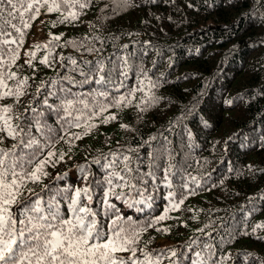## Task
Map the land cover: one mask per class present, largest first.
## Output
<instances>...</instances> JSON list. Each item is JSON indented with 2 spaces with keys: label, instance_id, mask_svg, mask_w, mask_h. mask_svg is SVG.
I'll use <instances>...</instances> for the list:
<instances>
[{
  "label": "trees",
  "instance_id": "16d2710c",
  "mask_svg": "<svg viewBox=\"0 0 264 264\" xmlns=\"http://www.w3.org/2000/svg\"><path fill=\"white\" fill-rule=\"evenodd\" d=\"M84 12L75 23L57 22L53 27L61 13L42 7L40 16L24 29L21 58L9 68L17 78L8 84L14 89L27 77L26 94L18 103L14 98L0 101V107L12 106L11 123L27 132L31 121L30 135L43 143L35 120L57 130L62 123L43 101L58 105L63 94L48 93L61 85L77 95L88 91V85L81 88L61 79H82L70 63L61 67V55L78 62L102 57L106 68L111 67L109 57L115 63L128 56L132 67L126 87L114 94H126L128 86L137 84L143 90L129 97L131 103L98 116L92 121L97 127L72 140L71 147L67 140L57 143L52 151L57 158L65 153L64 160L46 167L49 176L43 183L75 185L85 174L80 166L87 169L90 181L101 178L111 171L101 168L112 159L111 153L130 156L133 166L139 155L147 171L153 153L161 166L156 180L149 181L150 190L159 186L158 193L153 191V207L114 202L132 221L143 224L163 213L169 191L178 194L177 200L181 194L186 199L168 219L142 233L139 248L160 264H200L196 252L207 264H262L264 227L256 226L264 225V0H131L130 6L119 8L112 0H95ZM53 35L61 38L52 41L49 67L40 63L49 49L34 46L51 41ZM69 40L77 47L67 44ZM87 48L100 52L89 54ZM28 51L36 53L31 67L25 63ZM97 101L105 102L100 97ZM29 105L35 112L25 111ZM108 115L116 119L102 123ZM18 142L19 137L7 138L0 147ZM169 164L175 173L169 176L171 189L162 183ZM121 168L123 162L115 170ZM58 175L64 179L54 180ZM182 183L188 187L181 188ZM28 187L39 193L43 185ZM125 191L130 199H139L136 190Z\"/></svg>",
  "mask_w": 264,
  "mask_h": 264
},
{
  "label": "snow or ice",
  "instance_id": "6c2138e0",
  "mask_svg": "<svg viewBox=\"0 0 264 264\" xmlns=\"http://www.w3.org/2000/svg\"><path fill=\"white\" fill-rule=\"evenodd\" d=\"M94 3L95 0H0V101L14 98L18 103L26 94L28 78L19 79L14 89L9 87L8 81L17 78V72L9 68L21 58L19 49L24 43V29L30 28V21L40 16L41 8H46L49 13H61V19L53 21L55 27L57 22L75 23L85 14L84 10ZM112 3L119 8L121 5L130 6L131 0H112ZM60 38L59 35H53L51 41L34 46L49 49V55L40 60L41 64L51 66L50 46L52 41H59ZM67 44L77 47V42L73 40L67 41ZM86 51L93 54L99 53L100 49L87 48ZM25 55L29 57L25 63L31 67L36 53L28 51ZM58 60L61 67L70 63L72 71L82 77L80 80L75 76L61 79L67 80L69 85L90 87L79 95L73 93L71 87L63 85L48 93L50 96L63 94L58 105L49 104L47 98L43 101L62 123L57 130L46 122L41 124L39 119L35 120L36 129L44 138L43 143L30 135L31 121L26 132L20 125L11 123V105L0 107V133L3 134L0 135V144L7 138L16 140L19 137V142L13 143L10 148L0 147V264H160L158 259L154 260L150 253L139 248V238L148 228L168 219V213L177 210L186 197L181 194L177 200L178 194L169 191L164 197L168 205L163 213L152 216L143 224L132 221L114 202L123 200L129 208L136 205L148 209L153 207V191L158 193L159 186L150 190L149 181H155L157 172L161 170L155 154L149 153L151 163L147 171L142 169L143 160L139 155L133 166L130 156L111 153L112 159L101 165L102 169L111 171L101 178L90 181L87 169L80 166L81 172L85 174L75 185L57 187L54 183H43L49 176L46 167H55L56 163L64 160L65 153L57 158L56 152L52 151L57 143L67 140L71 147L72 140L82 139L97 127L92 121L98 116L109 108H120L126 101L131 103L129 97L143 90L137 84L134 88L128 86L126 94H114L126 87L125 81L132 67L128 56L118 57L115 63L109 57L107 64L111 65L110 68H106V61L102 57L78 62L72 56L61 55ZM98 97L105 102L97 101ZM25 111L35 112V109L29 105ZM115 119V115H108L101 122L108 123ZM73 128H82L83 131L76 133L72 131ZM94 162L100 164L99 159ZM121 162L123 168L116 171L115 167ZM172 169L171 164L163 169L162 183L169 189L173 187L169 176L175 174ZM62 179L64 176L54 177V180ZM29 183L42 184L41 192L29 188ZM180 187L186 189L188 185L182 183ZM125 190H136L139 199H130ZM94 197L97 204L95 208ZM138 211H143V208ZM205 247L211 248V245L206 244ZM169 251L172 257L177 256L175 250ZM195 256L200 264H207L201 252H196ZM191 264H197V261L193 260Z\"/></svg>",
  "mask_w": 264,
  "mask_h": 264
}]
</instances>
